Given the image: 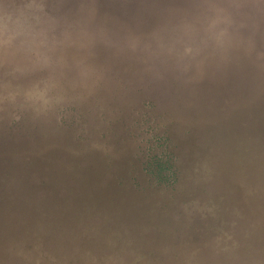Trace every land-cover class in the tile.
Returning a JSON list of instances; mask_svg holds the SVG:
<instances>
[{"label": "rangeland", "instance_id": "374dc122", "mask_svg": "<svg viewBox=\"0 0 264 264\" xmlns=\"http://www.w3.org/2000/svg\"><path fill=\"white\" fill-rule=\"evenodd\" d=\"M0 264H264V0H0Z\"/></svg>", "mask_w": 264, "mask_h": 264}, {"label": "trees", "instance_id": "16d2710c", "mask_svg": "<svg viewBox=\"0 0 264 264\" xmlns=\"http://www.w3.org/2000/svg\"><path fill=\"white\" fill-rule=\"evenodd\" d=\"M178 160H179L178 157H176L175 155H173V158L169 155V157L164 161L154 162L152 164H149L151 167V168H148L149 169L148 170L149 181H153L154 184L158 186H162L165 189L167 188L176 189L178 185V172H179V169L177 166ZM143 185H145V183L143 182L137 183V187L146 189V187ZM163 209L164 210L166 209V205L161 207V215L167 218V215L166 213H164ZM159 218L162 219L160 216H158V219ZM153 228H158V227L155 225ZM163 238H166V239L170 238L169 242L171 239L174 241V238H175L176 242H178L179 238H182V234L181 232L173 234V235L167 234V235H164Z\"/></svg>", "mask_w": 264, "mask_h": 264}]
</instances>
